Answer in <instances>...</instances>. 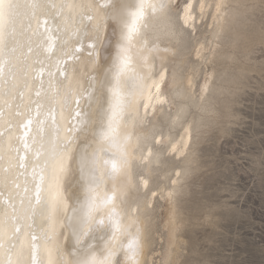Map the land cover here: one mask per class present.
I'll return each mask as SVG.
<instances>
[{
	"label": "snow or ice",
	"instance_id": "obj_1",
	"mask_svg": "<svg viewBox=\"0 0 264 264\" xmlns=\"http://www.w3.org/2000/svg\"><path fill=\"white\" fill-rule=\"evenodd\" d=\"M225 7L223 0H196L195 10L193 0H0V120L5 109L13 117L0 125V264H148L150 202L141 194L156 196L150 165L165 151L163 129L172 121L151 130L160 109L171 115L170 94L189 90L186 66L170 64L174 36L194 34L195 12L220 38ZM22 17L27 33L17 27ZM203 47L192 48V63ZM85 57L95 119L81 110L73 120L69 111L61 125L52 103L63 92L70 108ZM211 82L205 77L201 94ZM29 168L31 186L26 180L21 195Z\"/></svg>",
	"mask_w": 264,
	"mask_h": 264
},
{
	"label": "rangeland",
	"instance_id": "obj_2",
	"mask_svg": "<svg viewBox=\"0 0 264 264\" xmlns=\"http://www.w3.org/2000/svg\"><path fill=\"white\" fill-rule=\"evenodd\" d=\"M225 6L220 38H214L216 30L207 26L211 20L205 24L195 12L194 34H179L188 45L187 74L190 67H199L192 91L196 101L205 77L212 82L205 102L199 101L201 108L191 101L179 124L169 129L175 137L191 120L196 131L191 130L185 152L176 156L162 143L172 166H181L191 156L178 176L176 242L166 263V191L174 171L162 177L160 166L151 174L149 189H164L150 203L148 264H264V0H226ZM200 45L205 49L194 64L189 53ZM164 110L168 113L166 106Z\"/></svg>",
	"mask_w": 264,
	"mask_h": 264
},
{
	"label": "bare ground",
	"instance_id": "obj_3",
	"mask_svg": "<svg viewBox=\"0 0 264 264\" xmlns=\"http://www.w3.org/2000/svg\"><path fill=\"white\" fill-rule=\"evenodd\" d=\"M51 2L52 3L59 4L61 2V0H51ZM223 2L225 4L226 0H223ZM193 3H194V0H193ZM53 11H55V9ZM224 12H225V9L222 10V13H221L222 19L218 22L217 30H221L222 29V25H223V22H224V19H225L224 18ZM41 20H43V18H41ZM26 24H27V17H22L21 20H20V23L17 26L18 27V30H22L23 33H27L28 32V29L26 27ZM152 26L155 27V28H157V29H162L164 27V22L163 21H158V20H153L152 21ZM32 27H33V29H35V21H33ZM43 27L44 26L42 24L41 25V30H43ZM47 27L51 31H53V32H55V30H56V26L52 24L51 20L49 21V24H48ZM59 35H62V33H59V34H57V35H55L53 37L57 41V43L60 42L59 41V38H58ZM215 37L216 36H215V32H214V38ZM210 38H209V40H210ZM33 40H35V38H33ZM174 41H175V45H176V49H175V57L176 58H175L174 61H170V63H174L179 68L181 65H185L186 64V58H185V56H186L187 51H188V45H186L184 39L179 34L174 36ZM25 42L26 41H24L23 36H21V43H22V45ZM213 43H214V41H213ZM213 46L214 45H212V47ZM33 47H36L35 43H33ZM178 48H180V50ZM206 50H208V49H206ZM210 52H211V50H210ZM208 55L210 56V53ZM21 59H23V57ZM29 62L31 63L32 61L30 60ZM87 65H88V61H87L86 57L85 58H82L79 61V63L76 64V67L79 69V72L76 73L75 76L73 77V80H74V83H73V100L69 102L70 103V108H65L64 107V103L63 102H64L65 97H64L63 92H61V95L58 96L56 98V100L53 101V103H52V109H53V113L52 114H53V118L56 119L61 125H64L65 122L68 119H70V117H69V111H71L72 114H73L72 117H71V119H73V120H75V112L81 111V110H82V114H83V116H84L85 119H88L89 116H91L93 119H95L96 108H95V106H91L90 107V105H92L93 102H92L91 98L89 97V92L91 91V89L89 88V83H90V67H87ZM198 71H199V67L198 66H192V67H190V71L187 74V82L189 83V90H185L184 88H181L178 95L175 94V93L170 94V99L172 100V107H173V110L171 112V115L169 113H167L164 110V108L160 109L158 111L157 116H156V127L154 129H152L151 131H157V130H159V128H160V121L161 120H164V121H169L170 120V121H172L170 127H176L179 124V121L181 119L182 114H184V109H188V108L191 107V101L193 102L194 106H196L198 108H201V104H200L199 101L202 100L203 103L205 102V100H206V98L208 96L209 90L206 93L201 94V89L203 88V85H204L203 84L199 88L200 95H199V98L197 97L199 100L197 99L198 101H196V99H194V95L195 94H193L194 93L193 90H194V86H195V76H196V74H198ZM43 80H44L45 89H47V87H48V74H47V71H45V73H44ZM75 82H78L79 83V94H77V90H76V87H75ZM53 85H55V81H53ZM38 87H39V85H35L29 92H26V94H25V104L26 105L28 104V96L29 95L32 97L33 100H35V98H36L35 97V89L38 88ZM192 91H193V93H192ZM76 101H79V104L78 105H77ZM189 105H190V107H188ZM178 107L181 109V111L179 112V116L177 117V108ZM61 109H63V111ZM5 113H6V115L4 116L3 120H0V125H3L5 123H7V121L9 119H12L13 118V117H10L7 114L8 113V109H5ZM195 115H198V112ZM201 116H202V114H201ZM197 122H198V119H197ZM190 123H191V120H189L182 127V130L180 131V133H178V135L175 136V137H171V134L169 133V127H165L163 129V131H164V139H163L162 143L167 144V147H168L167 152H173V151H175L176 156L177 155H181V154H183L185 152V150L188 148L187 146L190 145L189 143H190L191 137H193V134L191 136V130L196 131L195 130L196 128L195 129H191ZM47 128H48V122L45 121V132H47ZM199 128H201V127H199ZM188 129H190V138H188L185 135V132ZM20 132L22 133L23 132V129H20ZM17 134L18 133L15 130H13V139L15 138V136ZM33 134H34L33 132H30L29 133L30 136H32ZM182 145H186V147L182 148L181 147ZM165 151H161L160 153H158V156L153 159V162L150 165V168L154 169V167L155 168L156 167L158 168L160 166H163L161 168L162 169L161 170L162 172L161 173L159 172L162 175V177H166V174L169 173V170L172 169L174 171V174H173V176L171 178L172 181H173V184H171V186H170L171 188L169 187L170 188L169 191H166L167 192V197L166 198H167V204H168L167 205L168 218L166 217L167 218V221H166L167 222V225H166V227H169V242H168L169 248H168V250L166 252V255H165V263H166L170 259V256L172 254L171 246L173 244H175V242H176V236H175L176 221H175V216H174L175 215V211L174 210H175L176 207L174 205V202H175V194H176V191H177L176 190V187H179L178 186V183H179L180 178H181L180 176H179L180 178L177 177L176 176V173H179L180 171H182V170L186 169V167H188L189 162L191 161V156L187 154L188 156L186 155L187 157L183 160V162L181 161L182 162L181 166H177V165L172 166L173 164L172 163L169 164L167 162V159H165V156H164ZM21 155H23V153H21ZM4 166H6V165H4ZM26 180L29 181L28 187H30L31 186L30 185L31 168L28 169L27 173L21 175L20 176V179L18 181L20 183V185L22 186V188H21V195H23L22 189H23V186L26 183ZM150 183H152V182L150 181ZM160 189H164V186L163 185H161V186L154 185L153 187L150 188V190L155 191V192H157ZM103 190H104V188H103V186H101V189L99 191L103 192ZM141 195H142V198L149 199V202L151 203L153 197H151L149 193H147L146 195H144L142 193ZM17 203H19V202L17 201ZM176 210H177V208H176ZM117 211H119V208L117 209ZM147 226H148V221L145 222V227H147ZM149 257L150 256H149V248H148V249H146V256H145V258L148 260V259H150Z\"/></svg>",
	"mask_w": 264,
	"mask_h": 264
}]
</instances>
